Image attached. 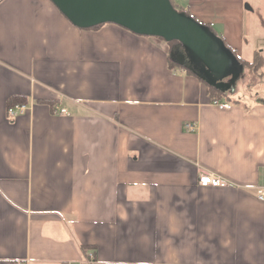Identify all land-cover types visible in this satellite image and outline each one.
Wrapping results in <instances>:
<instances>
[{
	"label": "crops",
	"instance_id": "0c3cea01",
	"mask_svg": "<svg viewBox=\"0 0 264 264\" xmlns=\"http://www.w3.org/2000/svg\"><path fill=\"white\" fill-rule=\"evenodd\" d=\"M178 11L237 62L259 53V81L212 86L180 42L0 0V264H264V48L245 29L258 17L264 30V0ZM15 97L28 111L11 122ZM203 173L230 186L201 187Z\"/></svg>",
	"mask_w": 264,
	"mask_h": 264
},
{
	"label": "water",
	"instance_id": "95a60500",
	"mask_svg": "<svg viewBox=\"0 0 264 264\" xmlns=\"http://www.w3.org/2000/svg\"><path fill=\"white\" fill-rule=\"evenodd\" d=\"M75 26L90 29L116 24L135 34L180 42L202 61L214 82L233 74L240 76L243 66L227 51L219 38L179 12L171 0H50Z\"/></svg>",
	"mask_w": 264,
	"mask_h": 264
},
{
	"label": "rangeland",
	"instance_id": "374dc122",
	"mask_svg": "<svg viewBox=\"0 0 264 264\" xmlns=\"http://www.w3.org/2000/svg\"><path fill=\"white\" fill-rule=\"evenodd\" d=\"M186 1L187 0H171L172 4L174 5V7H175L176 10H179V9L185 7L186 6ZM260 24H261V21L259 20L258 17L255 19V21H253V23H252V29H251V21L250 20H246V23H245V26H246L245 29H246V31L248 33L250 32L252 46L255 49H259L260 47H263L264 48V45L261 44V43H264V35L262 33V32H264V30H259ZM215 33L219 37H221L222 34H223V32H215ZM212 35H214V32H212ZM250 37H249V40H250ZM166 43L168 44V42H166ZM168 46H169L170 50H172V51L174 50V48H178V44H175V43L168 44ZM250 48H251V46H250ZM250 48H248L247 50L250 51ZM173 55H174V53H171V57H173ZM246 55H251V54L247 53ZM248 57H250V56H248ZM241 65L243 66V72H241L240 76L243 79L241 81L239 80L238 86H240V87H250V86L254 85L256 82L259 81L258 72H254V68L255 67H252L253 69L252 68L249 69V67L244 66L243 64H241ZM238 79H240V77ZM231 89H232V86L230 85V88L229 89H226V90H223L222 91L223 94H225L226 98H229ZM243 93L244 92L241 91L239 95H242L243 96ZM242 96H239V98H241ZM243 99L244 98H242V100ZM233 101H234L233 99L228 100V102H230L232 104L234 103Z\"/></svg>",
	"mask_w": 264,
	"mask_h": 264
},
{
	"label": "built area",
	"instance_id": "2783aa9c",
	"mask_svg": "<svg viewBox=\"0 0 264 264\" xmlns=\"http://www.w3.org/2000/svg\"><path fill=\"white\" fill-rule=\"evenodd\" d=\"M219 108L221 109H229L230 106L229 104H224L220 103L218 104ZM28 111V105L27 104H19V105H14L10 108H8L7 114H8V119L13 122L17 120L19 117L24 116L26 112ZM199 185L201 187H212V188H224L230 186V183L222 180L214 175L203 173L200 176L199 179ZM259 198L261 200L264 199V188L259 191ZM68 264H75V263H68ZM76 264H96V258L93 252H88L86 257L80 261L79 263Z\"/></svg>",
	"mask_w": 264,
	"mask_h": 264
},
{
	"label": "trees",
	"instance_id": "16d2710c",
	"mask_svg": "<svg viewBox=\"0 0 264 264\" xmlns=\"http://www.w3.org/2000/svg\"><path fill=\"white\" fill-rule=\"evenodd\" d=\"M100 26H97V27H94L92 28L93 30L95 29H98ZM161 39V38H160ZM163 40V39H162ZM164 41V40H163ZM172 43H175V44H178L177 41H173V42H168V44H172ZM240 63L243 64L244 66H247L250 68L252 67H255L254 68V72H259V70L261 69L262 65H263V60H262V57L260 56V54H256V56L254 57V60L252 62H247L246 60H243V59H239ZM170 62L173 66H176L178 65L177 63H175L172 59H170ZM253 69V68H252ZM208 89H209V93L211 95V98H212V102H215V101H220L224 98H226L225 94H223L222 91H220L219 89L215 88V87H212L210 85H208ZM228 99V98H227ZM42 102H45V103H48L50 104V102H47V101H42ZM25 105L27 104V101H26V98H23V97H15V98H11L10 101H9V107H12L14 105ZM52 104V103H51Z\"/></svg>",
	"mask_w": 264,
	"mask_h": 264
}]
</instances>
